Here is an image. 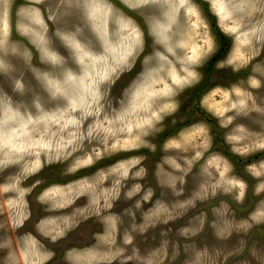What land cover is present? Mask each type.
Here are the masks:
<instances>
[{
	"label": "rangeland",
	"instance_id": "rangeland-1",
	"mask_svg": "<svg viewBox=\"0 0 264 264\" xmlns=\"http://www.w3.org/2000/svg\"><path fill=\"white\" fill-rule=\"evenodd\" d=\"M0 264H264V0H0Z\"/></svg>",
	"mask_w": 264,
	"mask_h": 264
},
{
	"label": "trees",
	"instance_id": "trees-1",
	"mask_svg": "<svg viewBox=\"0 0 264 264\" xmlns=\"http://www.w3.org/2000/svg\"><path fill=\"white\" fill-rule=\"evenodd\" d=\"M222 36V35H221ZM224 40V39H223ZM222 49H220V51L219 52H217L215 55H214V57L209 61V71L210 70H212V68H213V66H214V64H215V62L218 60V58L220 57V56H222ZM207 83H205V85H206ZM203 87V86H202Z\"/></svg>",
	"mask_w": 264,
	"mask_h": 264
}]
</instances>
